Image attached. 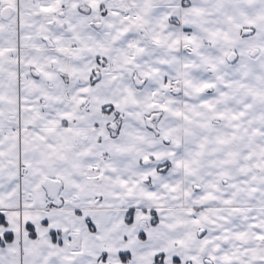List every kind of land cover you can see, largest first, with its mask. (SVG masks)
<instances>
[{
  "label": "snow or ice",
  "instance_id": "snow-or-ice-1",
  "mask_svg": "<svg viewBox=\"0 0 264 264\" xmlns=\"http://www.w3.org/2000/svg\"><path fill=\"white\" fill-rule=\"evenodd\" d=\"M0 264H264V0H0Z\"/></svg>",
  "mask_w": 264,
  "mask_h": 264
}]
</instances>
